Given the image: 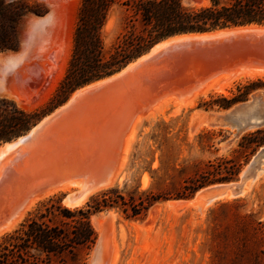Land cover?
<instances>
[{
	"label": "rangeland",
	"instance_id": "rangeland-1",
	"mask_svg": "<svg viewBox=\"0 0 264 264\" xmlns=\"http://www.w3.org/2000/svg\"><path fill=\"white\" fill-rule=\"evenodd\" d=\"M22 1L38 6L42 13L30 12L23 18L18 48L11 52H20L29 40L31 20L48 13L56 14L55 31L60 25L63 44L66 41L50 70L32 58L30 65L24 70L21 68V73L9 84V90L15 92L11 96L17 98L18 103H15L19 107L27 111L42 110L49 106L66 73L82 0ZM189 3L200 5L203 1L190 0ZM122 22L123 12L114 8L104 29L107 47L120 33ZM260 26L263 28L232 32L210 41L193 39L169 44L153 54L152 64L131 76L121 87L109 86L76 97L69 110L61 113L50 126V132L23 146L21 153L0 171V229L22 212L25 203L51 189L69 184L71 188L36 201L34 208L26 212L27 217L23 216L12 230L48 197H62L67 206L65 201L71 194L77 198L88 190L101 189L107 177L111 184L118 177L121 165V180L112 187L123 190L125 195L136 187L139 192L154 193L179 188L208 161L218 158H235L242 165L240 176L257 153L245 162L244 154L235 153L238 142L244 134L263 129L264 125L239 131L220 119L227 110L217 106L207 108V103L219 96L230 98L238 86L257 78L264 79L261 76L239 80L240 75H236L264 72V25ZM256 94L258 92L252 93L248 100ZM193 99L194 104L185 107ZM174 104L184 106L175 112ZM135 124L134 135L137 136L132 140V151L124 155L131 135L129 131L132 132ZM98 193L100 191L90 194L82 204ZM168 201L156 204L142 219L127 218L118 209L94 215L92 220L106 214L102 228L108 232L104 231V239L107 246L115 249V256L109 249L108 252H112L107 253L114 259L104 254L105 251L101 257L99 249L94 259L91 252L87 264H99L100 258L103 262L100 264H254L248 262L241 240L248 235L252 222L264 224V178L246 196L216 204L203 214L187 205L167 208ZM82 204L77 207L84 206ZM110 212L114 213L113 219L108 217ZM111 233L114 234L112 241Z\"/></svg>",
	"mask_w": 264,
	"mask_h": 264
},
{
	"label": "trees",
	"instance_id": "trees-1",
	"mask_svg": "<svg viewBox=\"0 0 264 264\" xmlns=\"http://www.w3.org/2000/svg\"><path fill=\"white\" fill-rule=\"evenodd\" d=\"M189 1L82 0L68 67L49 106L27 111L15 101L0 97V146L27 134L78 89L120 72L163 40L264 25V0H202L200 5H191ZM114 8L123 12L122 28L107 47L104 29ZM30 12L42 13L38 6L22 0H0V54L18 48L20 24ZM254 92L264 94L263 78L238 86L230 98H214L207 108L228 110L247 101ZM237 147L235 153L244 154L248 162L264 147V128L244 134ZM241 168L235 158H218L208 161L179 188L154 193L139 192L136 187L125 195L123 190L112 187L74 209L65 206L62 197H50L17 228L0 238V264H87L98 240L92 222L94 215L118 209L127 218L142 219L160 202L190 199L203 188L237 180ZM248 228V235L241 240L247 260L264 264V224L254 221Z\"/></svg>",
	"mask_w": 264,
	"mask_h": 264
},
{
	"label": "bare ground",
	"instance_id": "bare-ground-1",
	"mask_svg": "<svg viewBox=\"0 0 264 264\" xmlns=\"http://www.w3.org/2000/svg\"><path fill=\"white\" fill-rule=\"evenodd\" d=\"M58 13V12H57ZM56 14L55 13H48L46 16H43V17H39V18H33L31 20V22L29 23L31 26V31L30 34H29V40L27 42L24 43V47L22 48V50L18 53H14V52H11V51H8L9 53L7 54H0V94L2 97H6L8 99H11V100H14L17 102V98H15L14 96H11V93H15V92H12L13 90H9V84L12 80V78H14L15 76H17L18 73H21L20 70L21 68H26L27 65L32 62V58L33 60L34 59H38V60H47L49 59V56L53 53V52H57L59 51V53L61 52V49H62V46L64 44H66V41L65 43L63 44V42H57L54 38V35H53V38L51 37L50 38V35L51 33H53L55 31L54 27H55V23H56ZM256 28H263L262 26H259V25H252V26H245V27H235V28H229V29H225L223 31H219V32H215V33H211V34H204V35H199V34H192V35H181V36H175V37H172V38H169L167 39L166 41L160 43L159 45H157L153 50H152V53L156 52L158 49L164 47V46H167L169 44H172V43H176V42H188V41H192L193 39L195 40H214L215 38H218V37H222V36H226L228 35L229 33H232V32H242L244 30H247V29H256ZM54 30V31H53ZM53 31V32H52ZM62 31V30H61ZM69 33V32H68ZM64 41V40H63ZM65 46V45H64ZM58 49V50H57ZM35 53H34V52ZM68 52H69V49H68ZM68 55V53H66ZM150 55L146 56V57H143L142 59L138 60L137 63L135 64H131L125 71H123L121 74H118L108 80H105L104 82H108V81H113V80H117L119 78L122 77V75L126 74L127 72H129L130 70H132L138 63H141L142 61H144L145 59H147ZM57 57V56H56ZM64 57V56H63ZM62 59V57H61ZM68 59V58H67ZM64 60V59H63ZM10 62H13V64H10ZM49 64V63H48ZM60 64V63H59ZM28 65V66H29ZM46 65V64H45ZM58 65V64H57ZM35 66V65H34ZM42 66V65H41ZM58 67V66H57ZM60 67V66H59ZM35 68V67H34ZM34 68H32L31 70H34ZM63 68V67H62ZM51 69V68H50ZM45 70V69H44ZM59 71V70H57ZM28 72V71H27ZM250 72V71H249ZM24 74H26V72H22ZM62 73V72H61ZM245 72H243L242 75H244ZM59 74V73H58ZM57 74V75H58ZM29 75V74H28ZM31 75V74H30ZM56 75V74H55ZM54 75V76H55ZM236 75H240L241 74H236ZM58 76H61L58 75ZM238 76L237 79L239 80H243L246 78H255V77H264V72H254V73H248V74H245L243 77H240ZM33 77V76H32ZM31 77V79H32ZM37 77V76H36ZM226 77V76H225ZM240 77V78H239ZM52 78V76H51ZM54 78V77H53ZM30 79V78H29ZM57 78L55 77V80ZM225 79V78H223ZM235 79V78H234ZM235 79V80H237ZM23 80V79H21ZM26 80V79H24ZM58 80H59V77H58ZM57 80V81H58ZM229 80V79H228ZM233 80V79H232ZM231 80V81H232ZM53 81V80H52ZM226 81V80H225ZM225 81H222L225 82ZM56 82V81H55ZM242 82V81H241ZM25 83V82H24ZM103 82H100V83H97L95 85H92V86H89L85 89H81V90H77L70 98L69 102L67 103L66 106L72 104L75 100L76 97H78L79 95L83 94L84 91H86L87 89H90V88H93L95 86H98L100 84H102ZM214 83V82H213ZM104 84V83H103ZM212 84V83H211ZM210 84V85H211ZM225 84V83H224ZM230 85H232L231 83H229ZM26 85V83H25ZM14 86V85H13ZM208 88L210 87L209 85H206ZM206 86L204 87L206 89ZM212 86V85H211ZM223 86V85H222ZM225 87V86H224ZM227 87V86H226ZM225 87V88H226ZM13 88V87H12ZM47 88H50V87H47ZM204 88L203 91L205 90ZM216 89V88H215ZM223 89V88H222ZM22 90V89H21ZM48 90V89H47ZM202 91V92H203ZM219 91H223V90H219ZM46 92V91H44ZM212 92V90H211ZM214 92V90H213ZM206 93V92H205ZM209 93V91H208ZM207 93V94H208ZM222 93V92H221ZM224 93V92H223ZM204 94V93H203ZM263 94V93H261ZM23 95V94H21ZM205 95V94H204ZM264 95V94H263ZM194 96V95H193ZM202 96V95H201ZM22 97V96H21ZM20 97V98H21ZM196 97V95H195ZM44 98V97H43ZM175 98V97H174ZM23 99V98H22ZM170 99V98H169ZM191 99V98H190ZM177 100V99H175ZM173 99V101H175ZM196 100V98H195ZM199 100V98H198ZM169 102L172 101V100H168ZM197 101V100H196ZM177 102V101H175ZM174 102V103H175ZM180 102V100H179ZM18 103V102H17ZM24 103V102H23ZM29 103V102H28ZM162 103H164L162 101ZM182 103V102H181ZM21 104V103H20ZM35 104V103H34ZM172 104V103H171ZM170 104V105H171ZM194 104V99L189 102L188 104L185 105V107L187 106H191ZM23 105V104H22ZM31 105V104H30ZM158 105V104H157ZM175 105V104H174ZM27 106V105H26ZM161 106V105H160ZM173 106V104H172ZM176 106V105H175ZM184 105H178L177 104V109L175 112H178L180 111V108L183 107ZM24 107V106H23ZM25 109V108H24ZM168 109V108H167ZM60 109L57 111L59 112ZM161 111V110H160ZM163 111V110H162ZM161 111V112H162ZM167 111V110H165ZM158 113V112H155V114ZM226 112H224L225 114ZM149 114V113H148ZM55 115V114H54ZM53 115V116H54ZM158 115V114H156ZM160 116V115H159ZM157 117V116H156ZM140 118V116H139ZM153 118V117H152ZM154 118H155V115H154ZM51 119V116L50 117H47L45 118L42 123L39 124V126L32 132V134L28 137H25V138H22L16 142H12V143H7L5 145H2L0 146V171L3 169V167L8 164L9 160L12 159L14 156H17L21 153V150L23 148V146L25 144H28L31 140H34L35 138L38 137L39 134L42 133L43 129L45 128L44 126L46 125V123H48V121ZM140 119L137 120V122H139ZM261 117L258 116L256 113H254V116L252 115V122H259L261 121ZM149 121V120H148ZM135 123V122H134ZM200 124V123H199ZM196 128V127H195ZM136 129V124L134 125L133 127V130L132 132L129 131V133L131 134L128 139H127V144H126V147H125V152L123 153L124 155H126L128 152H131L132 149L130 148L131 147V144H132V140L134 139V136L137 134L134 135V131ZM137 133V132H135ZM32 138V139H31ZM136 139V138H135ZM134 141V140H133ZM134 143V142H133ZM133 147V146H132ZM131 149V151H129ZM131 154V153H130ZM129 157V156H126V158ZM122 160V158H121ZM125 160V159H123ZM121 162V161H120ZM124 162V161H122ZM126 164V163H125ZM124 165V164H123ZM120 166V165H119ZM125 166H123L124 168ZM119 170V168H118ZM121 170H122V165H121V168L119 170V175L118 177L114 180V182L112 181V183L109 185L105 184L102 186L101 189H94V190H88L86 192H84L82 195H80L79 197H75L74 194H71L70 193L68 195H70L68 197V199H66L65 201V204L69 207H75L77 208V206H79L80 204H82L83 202H85V200H87L89 197L90 194L92 193H95V192H98V191H105V189H108L110 187H112L116 182H119L121 180V176H122V173H121ZM123 172V171H122ZM118 173V171H117ZM124 174V173H123ZM264 178V176L262 177ZM124 179V177H123ZM122 179V180H123ZM120 184V183H119ZM257 184V183H256ZM255 184V186H256ZM66 185V184H65ZM70 185V184H69ZM65 186V187H62L60 186L59 188H54V189H51L50 191L46 192L44 195L42 196H39L37 198H33L31 199L30 201H28L27 203H25V205H23L20 214L19 215H16L15 217H13L14 219H12V222L9 223L7 226L3 227L0 229V236H2L3 234H5L6 232H9V231H12V229L18 224V222L22 219L23 216H25V214H27L26 212L28 210H30L36 203V201H39V199H43L44 197L46 198L47 196H50L52 194H55L57 192H63V191H70V186ZM72 185V184H71ZM118 185V184H117ZM78 186V185H76ZM255 186L253 187V189L255 188ZM75 188V187H74ZM73 188V189H74ZM79 188V187H78ZM77 188V189H78ZM81 192L83 191V189H79ZM74 191V190H73ZM252 190L248 191L244 196H246L248 193H250ZM79 191H77L78 193ZM74 193V192H73ZM61 194V193H59ZM205 194V190H202L200 191L196 198L194 200H191V201H168V203L166 204V207L167 208H171V209H174V208H177V207H182V206H185L187 205L188 208H194L195 206V203L198 201V198L200 197H203L202 195ZM244 196H241V197H244ZM240 197V198H241ZM49 199V197H48ZM235 198L233 196H224L218 200H215V201H211L209 202L208 204H206L201 213L200 214H203L206 209H208L209 207H212L216 204H219V203H222V202H228V201H231V200H234ZM39 203V202H38ZM84 205V204H82ZM34 208V207H33ZM74 209V208H73ZM175 212V210H174ZM179 212V210H178ZM18 214V213H17ZM29 214V213H28ZM27 214V215H28ZM199 214V213H198ZM27 216H25L26 218ZM108 217L113 219L114 217V213L113 212H110L108 213ZM107 219L106 217V214H101L98 218L94 217L92 222H93V225L95 227V229L98 231V234H99V237H98V241H97V245L95 247V249L92 251V259H94V257L96 256L98 250L100 249V256L102 257L104 251L106 254L108 252L109 249H112L113 250V254H114V251L115 249L112 248V246H107L108 242L105 241L104 239V233L106 232L103 226V222L104 220ZM8 222V221H7ZM113 223V222H111ZM115 226V224L113 225ZM118 227V226H117ZM105 231V232H104ZM108 232V231H107ZM106 232V234H107ZM112 234V238H111V241L112 239H114V234ZM109 236V235H108ZM111 236V235H110ZM109 236V237H110ZM117 238V236H116ZM116 240V239H115ZM110 242V241H109ZM112 244V243H111ZM110 245V244H109ZM114 246V245H113ZM109 247V248H108ZM119 250V248H117ZM112 250H110L112 252ZM110 251L108 253H110ZM107 253V254H108ZM119 253V251H118ZM111 254V253H110ZM109 255V254H108ZM117 255V254H116ZM106 256V255H105ZM111 257V255H109ZM107 256V257H109ZM115 256V254L113 255ZM106 257V259H107ZM114 259V257H111ZM119 258V257H118ZM118 258L116 261H118ZM92 259L90 260V263L92 261ZM103 259V258H102ZM112 259V261H114ZM116 259V258H115ZM99 264L102 262L101 261V258L99 259ZM111 260V259H110ZM104 261V260H103ZM110 262V261H109ZM103 263V262H102ZM106 264V263H105Z\"/></svg>",
	"mask_w": 264,
	"mask_h": 264
},
{
	"label": "water",
	"instance_id": "water-1",
	"mask_svg": "<svg viewBox=\"0 0 264 264\" xmlns=\"http://www.w3.org/2000/svg\"><path fill=\"white\" fill-rule=\"evenodd\" d=\"M219 31H223V30H219ZM219 31H215V32H219ZM215 32H211V33H215ZM211 33H205V34H211ZM199 35H204V34H199ZM166 40H163L160 43H162V42H164ZM160 43L156 44L147 54L143 55L138 60L142 59L143 57H146V56L150 55L147 59H145L141 63H138L132 70H130L126 74L122 75L121 78H119L117 80L115 79L113 81H108L106 83L104 82L105 80H108V79H110V78H112V77H114V76H116L118 74H121L131 64L137 63L138 60H136L135 62H132L129 65H127L120 72H118V73H116V74H114V75H112V76H110L108 78H105L103 80H100V81H97V82L92 83L90 85H87V86H85L83 88H80L78 90L85 89V88H87L89 86L95 85V84L100 83V82L104 83V84L102 83V84H100L98 86H95L93 88H90V89H87L86 91H84L85 92L84 95L87 96V95H90V93L99 92V91H101V90H103V89H105V88H107L109 86H113V87H116V86L118 87L119 86V87H121L122 83L124 84L125 82H127L130 79L131 76H133L134 74H137L139 71H144L145 68H146V65L148 66L149 64H152L150 62V58L155 53V52L152 53V50L157 45H159ZM1 54H3V53H1ZM88 91H91V92H88ZM69 100L59 108L60 109L59 112H57L59 109H56L54 112H52L51 114H49L46 117H44L27 134H25V135H23V136H21L19 138H16V139H14V140H12L10 142L3 143L2 145H5L7 143L16 142V141H18V140H20L22 138L30 136L32 134V132L39 126L40 123H42V121L45 118L51 116V119L48 121V123H46V125L44 126L45 128L43 129L42 133L38 135V137H40L42 135H45L48 132H50L51 131V127L50 126H52L54 124L56 118L61 113L67 112L69 110V108L72 106V104L66 106L67 103L69 102ZM254 113H256L258 116H260L262 120L259 121V122H255V123L252 122V115L254 116ZM220 119H222L226 123H229V124L233 125L239 131H245V130L251 129L253 127L263 126L264 125V95L261 94V93H258L256 95L252 96L251 99H249V100H247L245 102L239 103L236 106H233L232 108L227 110L226 113L223 114L220 117ZM37 138H35V139H37ZM34 140H31L28 144L32 143ZM28 144H25V145H28ZM263 176H264V147L261 148L257 152V154L251 159V161L246 166V168L243 170V172L241 173V175L239 176V178L237 180L229 182V183L216 184V185H212V186L203 188V189L199 190L188 201L194 200L196 198L197 194L200 191L205 190V194L202 195L203 197L198 198V201L195 203V206H194V208L197 211L201 212L203 207L206 204H208L211 201L218 200V199H220V198H222L224 196H233L235 199L240 198L241 196H244L248 191L253 189L255 184L259 180H261ZM108 182H109V177H107L105 180L102 181V185H105ZM96 245H97V243H96ZM96 245H95V247H96ZM95 247H94V249H95Z\"/></svg>",
	"mask_w": 264,
	"mask_h": 264
},
{
	"label": "crops",
	"instance_id": "crops-1",
	"mask_svg": "<svg viewBox=\"0 0 264 264\" xmlns=\"http://www.w3.org/2000/svg\"><path fill=\"white\" fill-rule=\"evenodd\" d=\"M54 29H56V28L54 27ZM61 30H62V27L59 25V27H57L56 31H54V30H53L54 32L52 31L53 33H51L50 38L51 37L53 38V35H54V38H55L56 41H59L60 43L63 42L62 40H63L64 37H63V31H61ZM58 55H59V51L53 52L49 56V59H47V60L46 59L45 60H39V65L40 66L42 65V66H44L45 69L50 70V67L53 65V63L57 59Z\"/></svg>",
	"mask_w": 264,
	"mask_h": 264
},
{
	"label": "snow or ice",
	"instance_id": "snow-or-ice-1",
	"mask_svg": "<svg viewBox=\"0 0 264 264\" xmlns=\"http://www.w3.org/2000/svg\"><path fill=\"white\" fill-rule=\"evenodd\" d=\"M10 64H13V62H10ZM13 66H14V64H13Z\"/></svg>",
	"mask_w": 264,
	"mask_h": 264
}]
</instances>
